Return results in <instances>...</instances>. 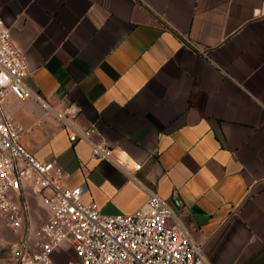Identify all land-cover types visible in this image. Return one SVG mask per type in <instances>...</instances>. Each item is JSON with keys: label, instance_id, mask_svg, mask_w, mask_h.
Returning a JSON list of instances; mask_svg holds the SVG:
<instances>
[{"label": "crops", "instance_id": "obj_1", "mask_svg": "<svg viewBox=\"0 0 264 264\" xmlns=\"http://www.w3.org/2000/svg\"><path fill=\"white\" fill-rule=\"evenodd\" d=\"M0 15L43 101L9 93L3 108L65 187L105 215L153 192L210 264H264V0H0ZM84 129L140 169L93 159L69 140ZM28 199L37 227L48 209ZM16 239L0 221V264H17Z\"/></svg>", "mask_w": 264, "mask_h": 264}, {"label": "built area", "instance_id": "obj_2", "mask_svg": "<svg viewBox=\"0 0 264 264\" xmlns=\"http://www.w3.org/2000/svg\"><path fill=\"white\" fill-rule=\"evenodd\" d=\"M28 66L10 39L0 15V221L17 239L10 243L17 264H57L55 255L72 251L65 264H210L182 216L155 193L132 215H105L96 204L81 201L84 186H64L65 173L55 159H37L21 139L28 129L3 108L9 94L34 95L23 83ZM91 129L74 130L90 155L107 161L129 177L140 163L115 154L104 140H93ZM29 195L48 209L39 226L32 225Z\"/></svg>", "mask_w": 264, "mask_h": 264}]
</instances>
